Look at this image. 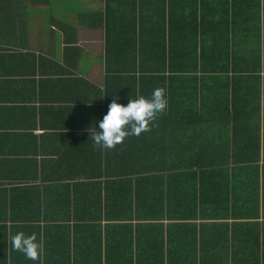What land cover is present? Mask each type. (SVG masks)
I'll use <instances>...</instances> for the list:
<instances>
[{
    "label": "crops",
    "instance_id": "0c3cea01",
    "mask_svg": "<svg viewBox=\"0 0 264 264\" xmlns=\"http://www.w3.org/2000/svg\"><path fill=\"white\" fill-rule=\"evenodd\" d=\"M89 1L92 10L85 9L84 0L79 5L76 0H64L57 6L52 0L50 4L24 8L0 6V215L6 228L2 235L5 244L0 243V264L38 263L12 250L11 237L21 231L35 234L41 248L48 246L49 255L40 264H84L81 261L99 253L102 257L109 253L111 264H122L123 243L127 245L124 240L128 237H133L131 256L135 255L137 264H144L143 255L148 259L153 250L152 234L125 236L116 228L123 221L116 218L119 197L113 196L117 192L110 183H118L116 188L122 189L125 174L131 176L133 192L143 190L147 182V194L141 193L140 199L148 214L157 204L148 194L153 195L162 182L157 190L165 191L162 212L166 231L187 224L182 230L185 232L172 236L175 241L171 244L178 255H169L176 256L179 264H186L187 253H191L189 259L194 255V264H264V91L258 118H250L248 107L243 108L242 115L246 112L247 118L226 121L198 120L191 125L163 119L161 131H157L160 124L154 120L139 136H128L110 150L101 148L87 129L103 118L113 99L126 104L143 91L120 82L117 78L122 73H112L113 67L106 72L104 30L79 24L80 14L104 11L103 2ZM119 1L112 0V5L122 10ZM194 1L198 16L205 20L217 21L226 9L230 11L226 13L225 36L219 33L217 24L199 27L206 41L228 47L230 60L247 62L253 44L264 48V0H231L237 3L233 11L231 7L220 8L218 0ZM164 2L181 9L180 0ZM245 2L249 7L244 9ZM147 10L145 7L144 12ZM117 18L112 19L121 29L123 24ZM144 21L145 27L152 26L146 17ZM166 28L180 29L172 21ZM245 75L206 72L203 85L209 90L227 85L226 77L239 78L245 80V89L250 84L249 78H242ZM198 76L200 79L201 73ZM219 76H225V80H216ZM175 91L179 94L178 88ZM193 172L195 179L178 177ZM136 174H141L140 180ZM68 185L77 187L73 196ZM192 186L197 189L195 194L190 192ZM29 187H39V192L27 191ZM96 192L104 205L109 201L115 206L113 216L108 218L102 211L104 219L98 220L102 230L98 231L58 230L52 225L51 231L42 234L27 223L24 213L15 210L18 196L33 206L57 198L66 206H71L73 199L75 206L76 196L81 204L92 199L97 204ZM256 196L259 216H251ZM193 206L195 213H189L188 207ZM7 208L10 210L6 213ZM68 217L63 216L66 222L58 226L73 227ZM79 222H83L80 226L88 223Z\"/></svg>",
    "mask_w": 264,
    "mask_h": 264
},
{
    "label": "trees",
    "instance_id": "16d2710c",
    "mask_svg": "<svg viewBox=\"0 0 264 264\" xmlns=\"http://www.w3.org/2000/svg\"><path fill=\"white\" fill-rule=\"evenodd\" d=\"M57 1L59 0H55V2ZM93 1L103 2L104 11L80 14L79 24H85V26L89 27L100 26L104 30L105 59L108 62L106 72L110 73L113 67L112 73H122L121 78H117L120 82L128 86H134V88H139L143 91L141 95L145 97H150L155 88L164 89L167 107L165 111L159 113L154 119L157 124H160L156 127L157 131H161L163 119L171 123L178 121L181 124L190 123L192 125L198 120L226 121L242 117L247 118L246 112H244L245 116L242 115L243 108L248 107L251 119L259 117L258 113L263 108L261 96L264 91V62H262L264 61V48L261 49L259 45L253 44L250 52L251 57L247 58L248 61L238 63L230 60L231 55L228 47L221 46L222 43L216 46L213 42L206 41L199 30V27L206 23L217 24L220 30L219 33L225 36L227 33V23L225 21L229 18V15L226 13L230 12L228 9L225 10L224 18L220 16V19L216 21L214 19L205 20L199 17L194 0H180V10L167 6L164 0H120L119 4L122 10L119 6L112 5V0ZM51 2L52 0H0V6L24 8L27 5L50 4ZM218 6L220 8H223V6L224 8L231 7V11L237 9L236 1L231 0H218ZM145 7L148 8L146 12H144ZM149 7L152 8V11L149 10ZM248 7V3L245 2L244 9ZM218 11V13H221L220 10ZM113 17H118L117 19L123 24L121 29L116 26L115 23L118 24V22H114ZM145 17L146 20L148 19L152 22V26H144ZM171 21L177 24L180 29L168 31L166 27ZM200 36L202 37L200 38ZM133 40L134 43L130 44ZM136 41L139 42V46H137ZM147 41L153 42V45L146 44ZM148 45L151 47L150 49ZM137 54L139 55L140 62L137 61ZM214 55L215 60L211 61ZM213 71L219 74H246L242 78H249L250 84L243 89L242 84H244L245 80L226 77L227 85L222 83L219 87L213 86L211 89L205 90L203 82H205L204 77H206V72ZM200 73L201 77L199 79L198 74ZM198 80H200V83L196 85ZM216 80L223 82L225 76L216 77ZM179 81H183L184 83L181 86L179 84L176 85ZM177 88L179 94H176L175 90ZM191 128L194 129L193 126ZM170 134L172 133L170 132ZM136 176L140 180L141 174H136ZM186 176L195 179L194 172L182 174L178 177L180 179L185 177L188 180L189 178ZM130 177V174L123 175L122 189L120 190L116 188L118 183H110V186L114 188L112 190H116L117 192L113 196L118 195L119 197V201L115 203L117 208L113 205V201V204H110L108 201L104 205L100 195L96 192V196L99 198L97 204H95L93 199L87 204H81L78 202L79 198L76 196L73 197L75 199V206L73 199L70 203L71 206H66L65 202L63 201L62 203V200H57L58 198L52 202L44 200L41 206L39 205V201L36 206H33V204H26V201L18 198V196L15 199V210L25 214L27 223H30L31 227L36 226L40 230V233L46 234V232L53 229L52 225H55L54 229L58 230H102L98 222V220L104 219L102 211L105 210L108 218V216H113L115 208L118 213L116 218L123 221L116 228L117 230H122L125 236H135V234L143 232L152 234L153 250L149 253L148 259L146 254L143 255L144 264H147V262L148 264H179L175 260L176 256L169 255L172 253L178 255L174 253L175 249H173V245L171 244V242L175 241L172 236L185 232L182 230L185 229L184 226L187 224L180 223L174 229L175 231H173V228L166 231L167 228L163 224L164 217L162 212L163 193L165 191L157 190L161 188L162 182L157 187L155 186L156 189L153 191V195L148 194L153 197V200L156 199L157 204L160 202L159 205L155 204L152 208H149L148 214L146 213L148 209L146 204L140 199L141 193L145 192L147 194L148 190L144 191L147 182L143 183V190L133 192L134 188L133 185L131 188ZM191 182H194V180ZM75 186L71 187L68 185L67 187L72 196V192L77 193V189H75L77 187ZM38 189L39 187H29L26 190L39 192ZM178 190L176 189L174 192L177 193ZM195 190H197L195 186H192L190 192L195 194ZM258 191L259 187H257ZM223 193L227 194L228 190L223 191ZM68 198L71 199L70 194H68ZM255 200L257 202L254 206L253 214H250L251 216H259V197L256 196ZM136 201L142 202L138 204ZM195 209V206L188 207L189 213H195ZM9 210L10 208H7L6 213ZM1 213L3 214V209H1ZM67 214H69V221L73 222V227L64 225L61 227L60 224L58 226V223L66 222L63 216ZM193 214H189V216H192V219L195 217ZM1 216L0 243L2 241L1 244H5L2 240V235L4 236L3 232L6 228L2 224L3 218ZM89 216L92 217V220H89ZM79 221H87L88 223L80 226L83 222ZM111 230H114V227ZM166 234H168L167 239ZM132 238L128 237V239L125 238L124 240L127 245L123 243L122 264H137V260L134 259L135 255L131 256L130 252ZM12 250H9V253H12ZM47 255H49V248L45 245L43 248H40L39 256L36 260L37 264H40L41 259H44ZM185 255L186 264H194V255L190 259L191 253ZM131 257L133 258L131 259ZM102 259H104V262ZM111 259L109 253L104 254L103 257L99 253L96 256H88L87 259L81 262L84 264H111Z\"/></svg>",
    "mask_w": 264,
    "mask_h": 264
},
{
    "label": "clouds",
    "instance_id": "9594fccd",
    "mask_svg": "<svg viewBox=\"0 0 264 264\" xmlns=\"http://www.w3.org/2000/svg\"><path fill=\"white\" fill-rule=\"evenodd\" d=\"M167 99L163 88L153 89L150 97L130 98L126 104L113 99L102 119L97 120L87 131L94 144L103 149H112L128 136H139L149 130V125L159 113L165 111ZM97 127L100 131L97 130ZM11 247L24 254L26 259L36 261L41 245L35 234L22 231L11 237Z\"/></svg>",
    "mask_w": 264,
    "mask_h": 264
},
{
    "label": "rangeland",
    "instance_id": "374dc122",
    "mask_svg": "<svg viewBox=\"0 0 264 264\" xmlns=\"http://www.w3.org/2000/svg\"><path fill=\"white\" fill-rule=\"evenodd\" d=\"M64 0H59V1H57L56 3V5L57 6H59L62 2H63ZM72 0H70V2H71ZM77 2H78V5H79V2H80V0H76ZM84 6H85V9H87V10H92V6H91V2L89 1V0H84Z\"/></svg>",
    "mask_w": 264,
    "mask_h": 264
}]
</instances>
